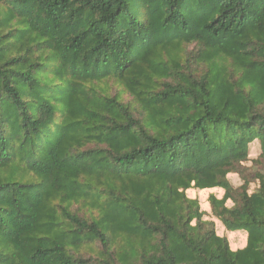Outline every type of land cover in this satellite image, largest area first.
<instances>
[{
	"label": "trees",
	"instance_id": "1",
	"mask_svg": "<svg viewBox=\"0 0 264 264\" xmlns=\"http://www.w3.org/2000/svg\"><path fill=\"white\" fill-rule=\"evenodd\" d=\"M255 141L264 0H0V264H264Z\"/></svg>",
	"mask_w": 264,
	"mask_h": 264
},
{
	"label": "rangeland",
	"instance_id": "2",
	"mask_svg": "<svg viewBox=\"0 0 264 264\" xmlns=\"http://www.w3.org/2000/svg\"><path fill=\"white\" fill-rule=\"evenodd\" d=\"M98 88H102L105 92L110 95H118L124 101H130L132 98L129 93L125 90V87L118 83L117 81L111 79L107 81H103L96 85ZM260 153V145L258 141L253 142L250 145V158L246 162V165L250 167L249 173H254L257 171L264 172V164L260 162H255ZM228 180L231 185L238 189L243 184V180L238 173H229ZM256 188V184L254 182L251 183L249 187V191H253ZM187 195L191 198H198L200 202L201 209L205 211L204 217L206 219L214 220L216 224V231L219 235L226 234L232 249L242 248L244 247L245 241V233L242 231H228L222 222L213 214L211 204L209 202V195L211 193L215 194L218 198H221L224 195V190L221 188H213V189H203V190H187ZM227 204L231 206L233 203L231 200H228Z\"/></svg>",
	"mask_w": 264,
	"mask_h": 264
}]
</instances>
